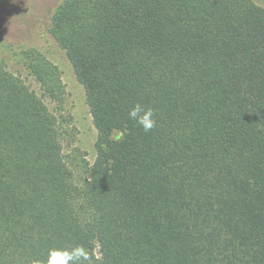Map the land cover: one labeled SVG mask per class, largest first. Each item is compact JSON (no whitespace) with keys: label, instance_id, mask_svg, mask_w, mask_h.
<instances>
[{"label":"trees","instance_id":"1","mask_svg":"<svg viewBox=\"0 0 264 264\" xmlns=\"http://www.w3.org/2000/svg\"><path fill=\"white\" fill-rule=\"evenodd\" d=\"M48 33L96 130L72 166L58 68L0 60V264L85 246L95 264H264V8L254 0H61ZM155 111L150 132L128 119ZM119 138H113V132Z\"/></svg>","mask_w":264,"mask_h":264},{"label":"rangeland","instance_id":"2","mask_svg":"<svg viewBox=\"0 0 264 264\" xmlns=\"http://www.w3.org/2000/svg\"><path fill=\"white\" fill-rule=\"evenodd\" d=\"M61 0H0V60L5 68L30 88L40 93L28 74L21 52L35 48L44 54L60 72L64 87L62 117L66 120L69 140L64 154H73L72 166L85 167L95 158L96 130L84 99V90L75 77L64 50L48 33L49 20ZM264 8V0H254ZM119 138L115 131L111 135Z\"/></svg>","mask_w":264,"mask_h":264},{"label":"clouds","instance_id":"3","mask_svg":"<svg viewBox=\"0 0 264 264\" xmlns=\"http://www.w3.org/2000/svg\"><path fill=\"white\" fill-rule=\"evenodd\" d=\"M128 119L138 124L144 132H150L156 127L155 111L140 103L133 105L128 111ZM92 253L83 245H75L71 248L53 247L47 253L45 264H95ZM40 264V262H37Z\"/></svg>","mask_w":264,"mask_h":264}]
</instances>
